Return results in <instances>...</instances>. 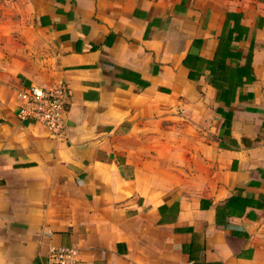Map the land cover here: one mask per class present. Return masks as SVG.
<instances>
[{"label": "crops", "instance_id": "1", "mask_svg": "<svg viewBox=\"0 0 264 264\" xmlns=\"http://www.w3.org/2000/svg\"><path fill=\"white\" fill-rule=\"evenodd\" d=\"M30 85L68 89L58 135L18 120ZM50 247L264 264L263 4L0 0V264Z\"/></svg>", "mask_w": 264, "mask_h": 264}, {"label": "built area", "instance_id": "2", "mask_svg": "<svg viewBox=\"0 0 264 264\" xmlns=\"http://www.w3.org/2000/svg\"><path fill=\"white\" fill-rule=\"evenodd\" d=\"M20 122L41 126L52 135H58L67 108L69 91L64 86L47 88L30 85L16 95ZM47 264H79L74 247H50Z\"/></svg>", "mask_w": 264, "mask_h": 264}, {"label": "rangeland", "instance_id": "3", "mask_svg": "<svg viewBox=\"0 0 264 264\" xmlns=\"http://www.w3.org/2000/svg\"><path fill=\"white\" fill-rule=\"evenodd\" d=\"M254 3H257V4H263L264 5V0H252Z\"/></svg>", "mask_w": 264, "mask_h": 264}, {"label": "trees", "instance_id": "4", "mask_svg": "<svg viewBox=\"0 0 264 264\" xmlns=\"http://www.w3.org/2000/svg\"><path fill=\"white\" fill-rule=\"evenodd\" d=\"M216 59H217V60H215V64H217V63L220 62L218 57H217ZM211 63H212V62H211ZM237 74H238V73H237ZM227 203H229V202L227 201Z\"/></svg>", "mask_w": 264, "mask_h": 264}]
</instances>
